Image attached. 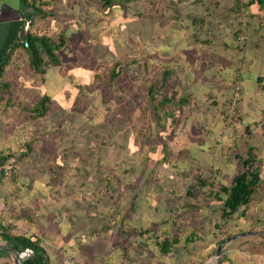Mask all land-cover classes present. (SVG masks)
<instances>
[{
    "label": "crops",
    "instance_id": "crops-1",
    "mask_svg": "<svg viewBox=\"0 0 264 264\" xmlns=\"http://www.w3.org/2000/svg\"><path fill=\"white\" fill-rule=\"evenodd\" d=\"M247 2L127 0L121 8L104 9L95 0H46L43 10L51 17L38 19L35 26L52 33L65 31L67 46L83 53L70 64L65 56L71 52L66 51L58 56L61 61L49 64L40 77L26 66V74H18L11 62L0 78V166L5 155H10L8 161L14 158L18 166L14 178L0 179V264H14L15 254L21 264H62L67 256L76 264H205L225 236L258 231L251 229L249 219L223 218L217 200L194 206V195L188 196L183 186L178 187L175 177L166 188L160 173L148 177L150 186H146V173L133 175L126 169L118 182L113 180L117 175L95 173L101 159L113 163L105 155V150H113L110 139L107 137L100 147L94 141L88 149L80 142V134L72 135L76 128L64 119L71 112L70 105L81 96V78H86L85 85L97 83L92 77L95 71L83 74L85 64L104 60L109 52L121 59L137 55L143 83L147 75L159 76L168 66L173 73L166 95L172 91L186 94L190 103L180 111L167 105L178 117L177 123L158 128L162 135L157 138L166 140L167 148L173 151L179 145L176 152L184 149V155L171 161L169 156L167 162L162 160L165 155H151L148 161L143 155L142 163L201 164L204 174L219 181L230 179L237 170L235 160L226 159L231 130L241 133V127L264 115V27L252 18L256 6ZM87 4L90 9L86 12ZM33 15L32 0H0V68L7 55L12 53L15 58L20 52V47L12 49L27 41L21 25ZM237 27L246 29L250 36L240 52L235 44ZM235 75L240 77L239 114L247 122L231 127L232 110L226 111L225 103L232 96L228 79ZM71 85L77 91L74 96L66 94ZM44 95L52 101L47 114L32 118L26 108ZM139 97V111L132 115H142L143 108V115L152 116L146 94L141 92ZM195 101L199 104L191 109ZM215 113L218 117L212 121ZM224 113L228 116L225 120L221 118ZM196 114L208 117L204 129L194 130L209 135V151L195 149V143L201 145L205 137L198 143L190 136ZM108 128L114 131V127ZM156 129L150 123L145 126L147 133ZM223 130L230 133L219 134ZM178 131L183 132L180 141H176ZM186 131L189 134L184 136ZM30 135H35L36 141L29 139ZM28 141H33L31 146H26ZM178 174L184 179L181 172ZM7 235L29 238L40 251L12 242ZM260 236L264 235L246 234L230 241L216 264H264V238ZM173 237H177L176 242ZM164 241L171 244L166 252L161 251ZM6 248L14 251L13 255Z\"/></svg>",
    "mask_w": 264,
    "mask_h": 264
},
{
    "label": "trees",
    "instance_id": "trees-1",
    "mask_svg": "<svg viewBox=\"0 0 264 264\" xmlns=\"http://www.w3.org/2000/svg\"><path fill=\"white\" fill-rule=\"evenodd\" d=\"M32 1L34 15L31 17L29 30H27L25 34L27 45L25 46L24 43H21L20 45L18 43V45L16 44L17 46L14 45L16 47L12 49V52L13 50H15V48L19 49V47L20 52L15 55V58L10 56L12 55V53L5 57L3 65L0 68V78L3 76L5 69L11 64V62L13 71H16L18 74L25 75L26 66L28 70H31V72L37 74V76L40 77L47 71L49 64H58V62L61 61L59 60L58 56L63 55L66 51H69L72 54L71 56H65L66 60H70V62L74 61V58L83 53H78V51H74L71 46H67V42H69V40L65 31L58 29L55 30L54 33H52L48 29L42 30L35 26L38 19L45 20L48 19V17H51V15L47 13L48 11L43 10V6L45 7L44 3L46 2V0ZM95 2H97L100 7L108 9L114 7L115 5L121 8L124 6L127 0H95ZM246 4H254L256 6L257 12L252 16V18L254 19V21H256L258 26L264 27V0H249V2H247ZM84 9L87 12V10L90 9L89 5H85ZM86 12H84V14H86ZM239 33H245L248 36V40L250 39V36L248 33H246V29L241 27H237V29L234 31V34L236 35V49H238V51L240 52L244 51L246 46L244 48H240L236 43V37ZM106 56H108V59L105 60ZM115 56H111L109 52L108 55H104V60H99L97 63L95 62L91 65L89 63L85 64V68H82L83 74L89 75L90 71H95L92 76L94 77V80L97 81V83L100 82V84L103 83L107 86L110 85V88L115 91L113 87L115 86L114 84H116V82L124 84L126 78L128 81L132 79L131 74L129 75L126 70H130L132 73L134 71L136 75H133L137 76L138 85L141 86L136 98H133V96L130 94H126L123 91L126 86H123L119 91V94L114 91H111V94H102V100H108L110 104L112 103V105L107 108L112 111L114 110L120 118H124L128 114L131 115L136 110H138L140 106L138 97L140 96L141 92H143V94H146V103L149 102L148 104L152 111L151 124L153 127L157 128L156 130H153V133H151V135L153 134V140L158 139L157 136L162 135L161 132H158V128H163L168 122L172 124L177 123L176 119H178V117L175 116V113H170L169 109H167V105L170 104L174 111H180L190 103V96H187L186 94L181 95V93L178 94V92L173 91L169 95H166L167 89L170 88V83L168 82L173 73L172 70L168 68V66H164L159 71V76L147 75L146 82L143 83L142 79L144 78V75L141 76V79L140 75L143 73L139 70L137 55L126 56L122 59L115 58ZM139 79L141 80L142 84ZM226 79L227 78H224L225 81H227ZM81 81L82 84L80 85V87L82 92L83 89L87 87V85L83 83V81H86V78H81ZM131 81L133 82V80ZM239 82V75H235L232 79H228V85L230 86V92H232V94L237 85H239L238 92L240 94L241 89ZM143 84H145V87L142 90ZM85 94L86 92H83L81 95L84 96ZM157 96H159L160 98L156 100ZM239 97L235 101H233V97L231 96V98L229 97L230 99H228V101H226L225 103L227 105L226 111L228 109L232 110V116H229V124L231 125V127H233L235 123L237 124V127L243 123L242 117L239 114ZM8 102L9 101H7V105L9 106ZM215 103L216 101L214 100L211 104L213 105ZM51 104V98L47 95H44L39 98L32 106H30V108L26 109L27 111H29L28 113L32 114V118L41 119L47 114V111L49 110ZM198 104V101H195L191 109L197 107ZM7 105H5L4 108ZM2 109L3 108L0 109V117L3 112ZM221 116L223 120H225V118H228L227 113L221 114ZM217 117V113L213 114L211 118L212 121L216 120ZM192 120L193 123H196L200 129L205 125L208 117L196 114L192 116ZM88 125L89 127H86L85 129V132L87 134H84L82 137L84 147H87L94 141H99L97 137L101 140L99 142H105L103 135L100 133V131H98V127H96L97 125L95 123L93 125L89 123ZM111 125L113 124H109L108 126L113 127ZM204 128L205 127L201 129ZM240 130H242L241 133L239 132V130H237V132H239L238 135H232L230 141L231 145L227 147L226 151V159H234L237 168L232 177L228 179L229 181H219L215 179L216 177H214L212 174L207 175L199 171L200 174L197 177L193 178L192 182L189 183L188 186L184 187V185H182L180 182H178V185L181 184L183 186L181 187L186 190L188 196L194 195L192 196L195 200L193 203L194 206H204L211 200H217L222 205L221 216L223 218L234 216L238 218L243 217L244 219L251 220V229L264 231V219L263 217H261L262 215L258 214V211L256 209L257 206L259 207V203L262 201L261 199L263 198L264 200V195H260L259 191L261 187L264 186V177H262V170H264V145L262 148L261 144H251L250 142H247V140H244V136H249L251 138L253 136L260 135L264 137L263 113L257 121H253L244 125L240 128ZM35 133V135L38 134L37 132ZM98 133H100V135ZM195 133L198 134V139H196V141L200 143L201 131H195ZM193 139L195 140V138ZM32 142L28 141L26 146H31ZM160 145L164 147L165 143L160 142ZM243 145H245V148H243ZM28 148L30 149V147ZM148 148H150V145L142 149L146 161H148L149 156H151L150 151L148 152V154L147 151H145ZM210 149L211 148L208 149L207 147L206 151H209ZM29 154L30 152H27L26 156ZM178 154L179 156H177V158L184 155V149H182V151H179ZM9 158L10 155H5V157H3V159L1 160L0 167L2 168L5 166H9L12 169L10 177L14 178L18 170V166L16 165L17 161L14 158L11 161H8ZM174 162L176 163V161ZM150 170H153V167H151ZM179 172L181 171L179 170L178 173ZM181 176L182 175L179 176V179L182 178ZM262 204L264 206V202ZM248 211L249 213H252L248 215ZM228 236L229 235L225 236V238H227ZM260 237L264 238V236ZM7 238L12 240V242L23 244L27 247L32 248L34 251H36V253L40 251L37 244L31 241L29 238L16 235H7ZM171 240L173 242H176L177 237H173L171 238ZM170 245V242L168 243L167 241H164V243H162L161 245V251L166 252L170 248Z\"/></svg>",
    "mask_w": 264,
    "mask_h": 264
},
{
    "label": "rangeland",
    "instance_id": "rangeland-1",
    "mask_svg": "<svg viewBox=\"0 0 264 264\" xmlns=\"http://www.w3.org/2000/svg\"><path fill=\"white\" fill-rule=\"evenodd\" d=\"M67 54V53H66ZM68 55V54H67ZM70 56L72 54H69ZM75 59V58H74ZM66 60V59H65ZM66 63H70V64H74V61L70 62V60H66ZM133 74H135V72L133 71V73L131 74V80H133V82L128 81L127 78L125 79V83L124 84H120L117 83L114 84L115 86L113 87L115 89V91L110 88V85H106L100 82L98 83H94V84H87L89 86L85 87L83 89L82 92H78V93H83L86 92V94L84 96H77L76 99L73 101V104H71V108H69V110L71 109V112L66 113L64 116V119L67 118L70 122L69 125H72L73 127L76 128V130L74 129V132H71L72 135L73 134H80L81 138L83 137L84 134H87L85 132L86 127H89V123L90 124H96L98 127V131H100V133L103 135L104 140L108 137L111 141V147H112V152L110 153L108 150L107 151L108 154H105L107 156V158L113 162H106V161H102V159L99 161V163L96 164L95 166V173L99 172V173H104V172H108L109 174H112L113 177L114 176H118V177H114V181L117 180L120 181L122 180L121 174H124V171H127L126 169H128L130 171V174L135 175L134 173L137 174H144L146 173V186H150L151 180L148 179V177H152L155 178L158 177L157 174H159V177L161 175L160 180L162 181V183L164 184L163 186H165L166 188H168L170 186L171 183V178L175 177V179H177L178 182H182L183 179H179V174L178 171L180 170L181 173L183 174V178H184V187L188 186L189 183L192 182V179L197 177L200 173L199 171H201L200 167L201 164H199V166H193V167H188L187 165H183L182 163L178 162L177 163H165L167 161H169V156H170V161L172 159H174V157L179 156V154L176 152L179 149V145H177L175 147V150L173 151L172 149L167 148V144H166V140H162L161 138H158L156 141L153 140V134L151 135V133H153V131H150L147 133V131H145V126L148 125L150 123L151 125V118L152 116L149 115H143V109H142V115L139 114H135V116H133L132 114H128L126 117L124 118H120L117 113L113 110H109V106L112 105V103L110 104V102L108 100H102V94L104 95L105 93H109L111 94V91L116 92L117 94H119L120 90L122 89L123 86H126V88L123 90L126 94H130L133 96V98H136L141 86L138 85L137 82V76H134ZM136 75V74H135ZM94 81V80H93ZM71 86H67L66 89V94H73L72 96H74L73 92H77L74 88V90L71 88ZM143 87V85H142ZM71 96V97H72ZM68 99L66 100V103L69 104L70 101H68ZM68 107V106H67ZM108 107V108H107ZM91 109V110H90ZM67 111V110H66ZM86 111V112H85ZM139 111V110H138ZM148 111V110H146ZM91 112V113H90ZM91 115H90V114ZM138 116V117H137ZM247 119L244 118L243 122H247ZM185 123H188V120L185 121ZM109 124H113L111 126L114 127V131L112 130V128H109V131L107 129V126ZM120 124V125H118ZM130 125L129 127H126V125ZM197 125V124H196ZM193 123V133L190 134V136L193 138L198 139V134L195 133V126ZM143 126V127H141ZM125 128V129H124ZM198 125L196 126V129H198ZM124 129V130H123ZM182 131V130H181ZM232 131V135L234 136V134H239L236 130L235 133V129L231 130ZM179 133H175L176 136V141H180L179 136L180 134L182 135V133L180 131H178ZM100 133H98L100 135ZM230 132L227 131H221L219 134H229ZM189 132L186 131L185 135H188ZM218 134V133H217ZM164 135V133H163ZM206 135V136H205ZM247 135V134H246ZM113 136V138L111 137ZM201 139L202 136L205 137V139L203 140V143L201 145H196L195 143V149L197 151L200 152V150L206 151L207 150V146H208V141L210 140L209 135L206 133V131H202V133L200 134ZM31 140L36 141V136L35 135H30L29 136ZM247 137V142H250L251 144H261L262 148L264 145V137L257 135V136H253V137H249V136H245ZM112 138V139H111ZM83 139V138H82ZM82 139L80 140V142L83 144ZM97 139L99 141L100 138L97 137ZM103 140V141H104ZM160 140H162V143H165V146H161L160 144H157L160 142ZM208 140V141H207ZM98 142L99 147L101 145L104 144V142ZM146 141V142H144ZM225 141V140H224ZM197 142V141H196ZM176 143V142H175ZM150 145V148L146 149L145 151L148 152L150 151V155H152L153 157H158V156H166L164 157L162 160H165V164L162 163L161 161H155L154 163H145L143 164L141 161V158L143 157V148H146L147 146ZM88 146H92V143L89 144ZM171 146V144H170ZM173 147V145H172ZM227 146H224V148H226ZM160 151V152H159ZM173 151V152H172ZM221 151H223V147L221 149ZM191 154H194V151L191 150L190 151ZM154 153V155H153ZM264 153V152H263ZM183 154V153H182ZM83 156V154H81ZM190 156L186 159H189ZM143 160H145L146 158H142ZM179 161V159H178ZM184 162V161H183ZM153 167V170H150V168ZM240 167V166H239ZM172 171V172H170ZM262 177H264V170H262ZM151 176H150V174ZM165 173V174H163ZM175 179L173 178V182H172V186L175 184ZM159 180V181H160ZM229 181L228 179L225 180L224 182ZM102 180H98L97 183H101ZM123 183V182H122ZM175 186V185H174ZM178 186H182L181 184ZM260 191V195H264V186L261 187ZM262 200V201H261ZM260 203H259V207L257 206V211L259 215H262L261 217H263L264 219V206H263V198L261 199ZM259 208V209H258ZM252 213V212H250ZM260 231V230H258Z\"/></svg>",
    "mask_w": 264,
    "mask_h": 264
},
{
    "label": "built area",
    "instance_id": "built-area-1",
    "mask_svg": "<svg viewBox=\"0 0 264 264\" xmlns=\"http://www.w3.org/2000/svg\"><path fill=\"white\" fill-rule=\"evenodd\" d=\"M31 23V18L23 19L21 28L24 31L29 30ZM248 42V36L245 33H239L236 37V43L240 48H244ZM24 45H27V41H23ZM10 49V48H9ZM239 85H237L234 89V92L232 94V100L235 101L239 97ZM12 173V169L9 166H5L0 168V179L5 178L6 176H10ZM62 264H76L75 261L70 257L67 256L62 259Z\"/></svg>",
    "mask_w": 264,
    "mask_h": 264
},
{
    "label": "water",
    "instance_id": "water-1",
    "mask_svg": "<svg viewBox=\"0 0 264 264\" xmlns=\"http://www.w3.org/2000/svg\"><path fill=\"white\" fill-rule=\"evenodd\" d=\"M246 234H262V235H264V231H255V232L254 231H246V232L236 233L234 235H231V236L227 237L226 239L222 240L218 244V246L216 247V249H215V251H214V253H213V255H212L211 259H210V261L205 263V264H216L218 259H219V257H220V254H221V251H222L223 247L227 243H229L230 241H232V240H234V239H236V238H238L240 236L246 235ZM6 249H7V251L9 253H12V255H13L14 251H12L10 248H6ZM12 258H13L14 264H21V261H20L19 257L16 254L13 255Z\"/></svg>",
    "mask_w": 264,
    "mask_h": 264
}]
</instances>
